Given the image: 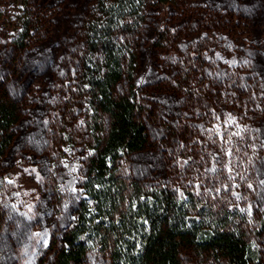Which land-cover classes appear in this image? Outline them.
I'll use <instances>...</instances> for the list:
<instances>
[{
  "label": "rangeland",
  "instance_id": "obj_1",
  "mask_svg": "<svg viewBox=\"0 0 264 264\" xmlns=\"http://www.w3.org/2000/svg\"><path fill=\"white\" fill-rule=\"evenodd\" d=\"M92 2L35 0L41 26L19 51L0 4V80L20 106L0 169V264H48L73 221L92 152L79 80ZM149 2L135 84L150 143L124 170L164 184L176 159L180 186L244 214L264 260V0ZM86 264L112 262L91 250Z\"/></svg>",
  "mask_w": 264,
  "mask_h": 264
},
{
  "label": "trees",
  "instance_id": "obj_2",
  "mask_svg": "<svg viewBox=\"0 0 264 264\" xmlns=\"http://www.w3.org/2000/svg\"><path fill=\"white\" fill-rule=\"evenodd\" d=\"M6 1L15 5L14 15ZM149 1L93 0L83 20L79 80L92 152L73 221L48 264H86L91 250L112 264H264L244 214L180 186L176 159L164 184H144L124 170L150 143L147 108L135 84ZM0 4L9 44L24 49L41 26L35 0ZM166 33L156 30L158 46ZM19 107L0 80V169L16 135Z\"/></svg>",
  "mask_w": 264,
  "mask_h": 264
}]
</instances>
